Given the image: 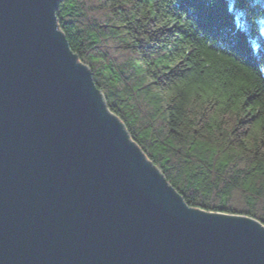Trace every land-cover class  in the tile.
Listing matches in <instances>:
<instances>
[{
	"label": "water",
	"instance_id": "95a60500",
	"mask_svg": "<svg viewBox=\"0 0 264 264\" xmlns=\"http://www.w3.org/2000/svg\"><path fill=\"white\" fill-rule=\"evenodd\" d=\"M61 0H0V264H264V225L190 208L70 49Z\"/></svg>",
	"mask_w": 264,
	"mask_h": 264
},
{
	"label": "trees",
	"instance_id": "16d2710c",
	"mask_svg": "<svg viewBox=\"0 0 264 264\" xmlns=\"http://www.w3.org/2000/svg\"><path fill=\"white\" fill-rule=\"evenodd\" d=\"M56 20L190 208L264 225V0H61Z\"/></svg>",
	"mask_w": 264,
	"mask_h": 264
}]
</instances>
